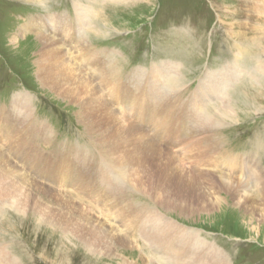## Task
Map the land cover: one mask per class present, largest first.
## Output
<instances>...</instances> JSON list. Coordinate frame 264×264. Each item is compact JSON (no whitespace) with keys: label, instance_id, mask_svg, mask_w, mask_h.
Instances as JSON below:
<instances>
[{"label":"bare ground","instance_id":"obj_1","mask_svg":"<svg viewBox=\"0 0 264 264\" xmlns=\"http://www.w3.org/2000/svg\"><path fill=\"white\" fill-rule=\"evenodd\" d=\"M262 2L264 6V0ZM90 3L85 6L77 1L73 21L68 15L47 19L38 17L32 19L28 26H23L20 33H35L42 41L37 55V77L57 93V97L81 109L79 122L85 126L88 136L95 139L93 141L98 145V148L95 147L101 163L98 162L100 164L95 168V162L89 160L88 152L79 147L71 150L59 147V150L51 151L54 153L41 147L39 141L44 147L52 145L51 129L47 123L35 120L31 96L28 93L16 94L10 108L0 107V144L8 149L9 154L15 155L14 159L25 170L30 171L27 173L31 179L19 175L12 159L8 155L3 157L0 152V204L13 203L18 217H29L30 214L34 219L42 217L54 226L65 228L68 234L84 240L95 254L104 253L112 257L119 246L124 248L131 239H122L120 232L111 236L103 231L100 223L95 222L96 219L94 221L88 216L87 210L77 208L66 200L74 199L70 193L77 198L90 197L92 206L97 203L98 207L108 209L115 219L124 224L126 234L136 231L145 242L160 248V251L154 250L158 259L145 255L144 264H153L152 259L160 264H173L170 258L179 257V254L188 260L184 264H229L227 255L225 257L216 244L208 242L198 232L177 226L175 221H167L155 212L146 210L145 213L144 206L138 207L136 204L135 208L131 207L138 213L128 207L121 209L118 202L128 197L130 189L147 196V204L156 202L163 210L182 217L187 212L214 213L226 208L224 200L230 199L235 205H229V208L244 211L241 213L251 218L252 230L257 232L259 221L264 219V168L253 153L245 157L224 152L223 133L219 130L228 121L233 123L239 118L240 113L231 101L230 91L244 75L256 78L264 67V59L258 57L256 68L248 73L241 59L246 56V51L242 50L244 46L238 45L239 52L234 53L232 65L228 66L229 63L221 69L210 71L193 94L195 99L183 107L182 117L190 125L188 132L184 129L186 125H176L178 110L172 103L176 97L174 91L178 88V79L182 76V66L171 61L154 65L143 72L134 70V76H144L143 84H128L127 90L117 86L122 81L117 80L115 74L121 72L114 67L112 60H108L110 54L106 52L108 55H104L87 45L86 35L91 28L95 30L93 18L98 11L95 7L97 0ZM231 14L235 19L236 12L231 10ZM261 15L264 18V10ZM258 32L264 33V26ZM253 40L256 41L255 38ZM65 47L77 51L80 62L89 66L87 70L91 76L79 68V64H75ZM101 88L104 93L107 92L106 96H101ZM119 90L121 92L116 94ZM115 101L121 102L130 111L136 110L140 120L149 128L128 126L125 118L118 117L112 108ZM252 106L253 112L263 111L256 104ZM124 121L127 125L120 123ZM181 130L185 133L182 139H190L191 136L197 142L183 144L181 140L177 146L185 151L177 155L157 147L156 139L162 137L172 144L177 143L175 134ZM199 136L201 138L196 139ZM194 148L197 149L192 150ZM34 176L48 180L56 188H63L64 196L59 194L60 198L55 192L38 186V182L32 179ZM183 201L186 204H182ZM53 208L62 212V216L56 217ZM128 209L130 213L126 214ZM256 216L262 219L255 220ZM101 232L106 235L104 239ZM135 245L140 247L138 242ZM0 264L20 263L7 246L0 245Z\"/></svg>","mask_w":264,"mask_h":264},{"label":"rangeland","instance_id":"obj_2","mask_svg":"<svg viewBox=\"0 0 264 264\" xmlns=\"http://www.w3.org/2000/svg\"><path fill=\"white\" fill-rule=\"evenodd\" d=\"M77 1L85 6L91 4V0H0V107L10 108L16 94L28 93L34 101L35 120L47 123L53 134L52 145L44 147L39 141L41 147L49 152L54 149L59 150V147L69 150L82 148L80 150L87 151L88 156L91 152L89 157L93 158L97 168L102 159L96 151L98 145L93 141L95 139L88 136L85 126L79 122L78 115L81 109L76 104L57 97V93L41 82L37 77L36 66L42 41L40 42L35 33H20L23 26H28L32 19L38 17L47 19L68 15L73 21ZM262 3V0L253 2L251 0H97L95 7L98 11L93 18L95 30L91 28L90 33L86 35L87 45L104 55H108L106 52L110 54L108 60H112L114 67L121 72L115 74L117 75L115 77L117 80L121 79L122 87L144 79L139 73V76H134V70L147 71L155 64L161 65L163 61L184 64L183 68H188L190 64L194 72L192 69H184L182 73L187 79L181 84L185 78L182 74L177 84L185 90L190 84L189 81L194 77L195 79L201 77L203 69L207 66H211L212 71L218 70L223 65L226 66L227 64L223 63L224 57L228 64L230 63L228 66L232 65L234 53L239 52L238 45L244 46L242 50L246 51V56L241 57L245 62L243 67L248 73H252L259 63L257 58L264 59V33L258 32L264 26V18L261 15L264 10ZM231 10L236 12L234 15L237 20L232 17ZM240 22L244 23L240 24ZM15 38H18L17 41H14ZM254 38L256 41H252ZM65 48L69 51L71 59L76 61L75 64H79L77 66L89 75L90 71L87 70L89 66L84 65L85 62H80L77 51H74V48ZM263 69L262 66L261 73H257L256 78H250L249 74L244 75V78L238 82L240 86L233 87V92L231 91L234 98L233 105L240 113L239 118L233 123L228 121L229 125L226 124L219 130L223 133L222 147L225 151L230 152L233 146L241 147L242 152L249 151L245 154L253 153L262 168H264ZM104 95L106 96L107 92L104 93L101 88V96ZM251 103L260 106L263 111L253 112ZM112 108L117 116L122 118L117 112L118 104H113ZM132 111L137 119L125 118L129 123L128 126L131 124L148 129L149 125L140 120L135 113L136 110ZM124 115L128 114L125 112ZM125 121L120 123L127 125ZM184 134L182 131L176 133L177 141L179 138L182 140ZM0 147L1 155H4L3 157L8 155L13 165L18 167L16 172L26 179H31L27 170L23 169L17 159H14L15 155L9 154L8 149L1 144ZM160 149L176 155L172 150L161 147ZM32 179L38 182L36 176ZM37 185L55 192L54 194L60 198L59 194L64 196L63 188H56L47 181L39 180ZM132 188L136 189V187ZM70 194L74 199L66 200L77 208L87 210L88 216L94 221L96 219L95 222L103 226V231L114 236V233L119 234L126 229L123 223L117 221L120 227L116 225V221L114 223L111 221L113 215L108 209H101L96 203L97 208L90 210L91 204L87 198L85 200L84 197L77 198L74 193ZM127 195L128 197L118 202L119 208H131L137 204L138 207L144 206L145 213L155 212L167 221L174 219L177 226L188 227L187 230L198 232L208 242L216 244L225 257L227 255L229 264H264V219L255 217V220H262L258 223V231H253L251 218L245 215L246 213L244 215L241 213L244 211L237 212L229 208V205H235L230 199L224 200L226 208L214 213L187 212L181 217L163 210L156 202L147 204L149 198L145 195L130 189ZM12 204L9 202L5 205L0 204V245L7 246L20 264H144L145 255L150 256L147 245L155 251H160L159 247L145 242L135 231L119 234L122 239L129 241L131 239V242L125 244L122 249L119 246L112 257L104 253L95 254L84 240L83 242L73 234H68L66 229L60 228L59 225L54 226L42 217L34 219L31 214L29 217H18ZM182 204H186L185 201ZM134 208L131 209L134 211ZM53 210L56 217L62 216V212L54 208ZM125 213L129 214L130 209ZM56 220L61 221V219ZM101 233L103 235V232ZM175 233L180 234L177 231ZM104 236L106 235H103V239ZM138 239L143 241L144 245ZM136 241L140 247L135 245ZM121 255L125 259L120 258ZM170 261H174L173 264H184L188 260L183 254H179V257H171ZM152 262L160 264L155 259H152Z\"/></svg>","mask_w":264,"mask_h":264}]
</instances>
